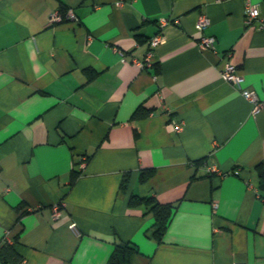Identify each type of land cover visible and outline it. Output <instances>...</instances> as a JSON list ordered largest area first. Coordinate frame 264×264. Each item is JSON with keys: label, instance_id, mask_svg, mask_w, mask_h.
Listing matches in <instances>:
<instances>
[{"label": "crops", "instance_id": "1", "mask_svg": "<svg viewBox=\"0 0 264 264\" xmlns=\"http://www.w3.org/2000/svg\"><path fill=\"white\" fill-rule=\"evenodd\" d=\"M97 1L0 0V245L18 264H106L115 241L137 246L128 264H264V107L242 94L264 99V26L245 0ZM132 195L175 203L160 241Z\"/></svg>", "mask_w": 264, "mask_h": 264}, {"label": "trees", "instance_id": "2", "mask_svg": "<svg viewBox=\"0 0 264 264\" xmlns=\"http://www.w3.org/2000/svg\"><path fill=\"white\" fill-rule=\"evenodd\" d=\"M64 10V9H63ZM150 110L143 105H139L132 113L133 118H139L142 116H146ZM202 162V159L199 160ZM259 168V177L260 179H264V168L262 165H258ZM80 170H72L70 184L74 182L77 176L80 174ZM153 173L152 167L142 168L139 173V180L145 181L147 178L151 176ZM127 187V178L124 177L121 181L120 188L125 190ZM144 204L145 207V214L151 213L153 217V222L150 229V234L153 237L160 241L168 227V224L172 218L174 213V209L176 207L174 202H166L162 203L158 201L155 197L144 195H132L129 198L130 205H138ZM15 240L12 241H5L3 244L0 245V259L2 262L11 261L14 264H18L21 260V255L16 252L14 248ZM137 246L133 242L129 241H115L112 251L109 254V257L106 261V264H128L132 255L137 252Z\"/></svg>", "mask_w": 264, "mask_h": 264}, {"label": "built area", "instance_id": "3", "mask_svg": "<svg viewBox=\"0 0 264 264\" xmlns=\"http://www.w3.org/2000/svg\"><path fill=\"white\" fill-rule=\"evenodd\" d=\"M93 5L96 7L98 6V1L97 0H92ZM124 0H116L115 4L117 6H121L123 4ZM77 20L78 17L74 13V11L69 8L65 13L60 12L59 10L53 11L50 15L49 22L54 23V22H60L63 20ZM254 20H258L260 22V26H264V19L260 16V11L258 8V5L251 2L250 0H245L244 1V21L245 23H252ZM168 22V19H160L159 21V27L162 28L166 23ZM209 24V18L206 14L200 13L198 15L197 21H196V27L197 29L201 32L200 38H199V45L203 48H213L214 43H215V37L212 35H205L203 34L204 29L207 27ZM164 40V36L159 30L156 34H154L152 37L149 39V52L147 54V61L150 62L152 61V48L162 42ZM221 76L223 79L226 81H230L232 83H235L240 86L241 82L243 81V76L237 72V67L234 63L232 62H227L225 65L221 68L220 70ZM242 94L246 97L249 98L253 103H254V111L260 110L262 107H264V99H261L258 97V95L249 89H243ZM176 130L181 129V124L176 123L174 125ZM82 162L85 161V157H82ZM211 170L219 172L218 168L216 166H211ZM220 173V172H219ZM217 207L216 202L213 203V209ZM53 215L57 216L59 213V204H55L53 207ZM74 223H72V226ZM9 241H12L11 239H8ZM233 264H244L243 262L236 261Z\"/></svg>", "mask_w": 264, "mask_h": 264}]
</instances>
